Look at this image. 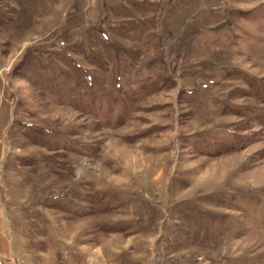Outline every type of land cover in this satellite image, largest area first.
<instances>
[{
    "label": "rangeland",
    "instance_id": "rangeland-1",
    "mask_svg": "<svg viewBox=\"0 0 264 264\" xmlns=\"http://www.w3.org/2000/svg\"><path fill=\"white\" fill-rule=\"evenodd\" d=\"M0 264H264V0H0Z\"/></svg>",
    "mask_w": 264,
    "mask_h": 264
}]
</instances>
